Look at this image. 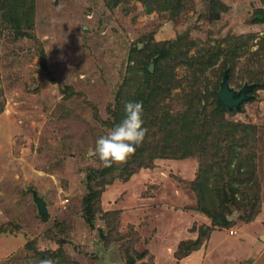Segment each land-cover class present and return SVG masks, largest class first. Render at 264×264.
Listing matches in <instances>:
<instances>
[{"label":"rangeland","instance_id":"rangeland-1","mask_svg":"<svg viewBox=\"0 0 264 264\" xmlns=\"http://www.w3.org/2000/svg\"><path fill=\"white\" fill-rule=\"evenodd\" d=\"M1 6L22 7L19 24ZM144 66L164 77L155 82ZM224 72L235 90L253 84L238 108H216ZM137 92L156 102L148 132L175 134L185 155L161 153L126 178L131 156L113 164L112 181L88 178L103 166L96 140ZM0 102V264H264V0H5ZM156 142L146 135L134 155L147 158ZM218 144L236 147L245 189L227 187L241 159L218 169ZM193 179L224 203H202ZM198 227L206 247L195 258Z\"/></svg>","mask_w":264,"mask_h":264},{"label":"trees","instance_id":"trees-1","mask_svg":"<svg viewBox=\"0 0 264 264\" xmlns=\"http://www.w3.org/2000/svg\"><path fill=\"white\" fill-rule=\"evenodd\" d=\"M5 0H0V5L2 3H4ZM24 7V6H23ZM22 8V7H21ZM20 8V9H21ZM19 9V10H20ZM1 10L4 11L3 12V16L6 15V13H10V16L8 15V18L10 21H12L13 23H17L19 24L18 20H20V16H19V10L16 9H11V8H6V6H1ZM22 33H27L25 30L22 32ZM155 54H158V57L156 60H161L163 58V56L167 55L168 53L166 52V49L165 48H160V49H157L155 50ZM145 67V66H144ZM146 69V74L148 77L152 78L153 80H155V82L158 83V81H161L162 80V77H164L162 75V73L164 72V69L162 70V68H158V67H155L154 68V71L153 72H150L148 71V69L145 67ZM211 95L213 96V99L215 100V103H216V108L219 109V110H227L226 106L222 103V101L220 100L218 94H217V91H214L211 93ZM131 97L133 98L134 101H140L142 102L143 104V120L145 121V124L144 126L147 128L148 126H151L150 125V121L148 120V116L150 114V107L152 106L151 104H155L156 102L153 101V100H150L149 97H147V95H143L141 92H137L136 94H134L133 96L131 95ZM2 102H0V111L2 109ZM215 108V109H216ZM113 120L111 122H109V124L112 126V128L118 124L124 117V106L121 105L120 108H118L116 110V112H113ZM153 128H156V126H152ZM216 127L215 124H211V128L214 129ZM173 129H175V133H176V128L173 126ZM157 130V128H156ZM159 131L160 133H162L161 135L162 136H155L156 134H151V133H147L146 135L150 134L151 136L154 137L155 140H157V150H149L147 153V158L144 157V153L140 154V152H138V154L136 155H132V158L128 161L129 163H126L127 165H129V167L131 168H128L126 174L124 177H128L130 174H132L136 169H138L139 167H142V166H149L151 165L152 163V160L155 158V157H159L161 156V153H163V155H166V156H175V157H182V155H185L183 154L186 150V143L183 139L181 138H178L175 142V139L177 138L175 136V134L173 135V130H169V133L170 135H173L171 136V138H169V136L167 137V132H161L160 130H157ZM166 133V134H165ZM174 140V141H173ZM173 141V143H171ZM154 143V144H156ZM173 144V145H172ZM142 147L139 149L141 150ZM136 150H138V148H136ZM138 150V151H139ZM216 152H215V155L217 156V165H218V169H223V168H228L229 169V164L230 162L233 160V159H241L240 156H239V153L238 151L236 150V147H232V146H227L226 144H218L217 147H216ZM188 153H191V151L188 150ZM149 159V160H148ZM211 162H209L208 164H204V168L208 166V169H211ZM241 163H242V159L237 162V164L233 167L234 170L232 171L233 173H230V176L229 178H226V182H227V187L231 186V187H244V189L246 188V182L244 180V178L242 179L240 176H239V171H240V166H241ZM113 168V165L111 167H105V166H101V168H92L89 172H88V178H90V174L93 173V174H103L105 179L107 178V180L112 181L113 180V177L115 178L116 176H109V171H112ZM227 174V172H226ZM211 175V173L209 174V176ZM198 176V174L196 175V177ZM199 178V176L197 177ZM193 187H194V190H195V194L196 196L198 197V199L202 202L204 201V203L210 205L212 204V198H216L218 199V203L222 204L224 203V199L220 198V197H217L219 196L218 194L216 195H213L214 193H212V188L210 187V185L208 184V180H205V179H201V180H198V179H193ZM90 181V180H89ZM195 182V183H194ZM108 183V182H107ZM236 184V185H235ZM230 187V188H231ZM236 187V188H237ZM213 191H221L224 192V189H222L221 185H218V184H215L214 187H213ZM95 193L96 191L95 190H92V187L89 186V190H88V193L86 195L87 198H85L87 200L86 204H87V209H88V212L85 213V219L88 223H90L89 221H91L92 218H90L91 216L93 217V210L91 208V199L95 196ZM234 193H235V189H230L228 192H224L223 193V197H227V196H231V197H234ZM196 197V198H197ZM240 201L241 198H240ZM203 203V202H202ZM205 204V205H206ZM204 204H201L200 207H198V210L199 211H205L206 209V206ZM208 209H209V206H208ZM106 213V212H105ZM208 213V214H207ZM206 214L210 216H212V213L211 212H207ZM42 219H46V215H42L41 216ZM211 221H212V218H211ZM223 223H225L226 221L225 220H222ZM222 223V224H223ZM207 230H206V229ZM210 228L211 227H206V225L204 226V229L206 230V234L208 233V231H210ZM206 236V235H205ZM205 236H203L202 233H200V227H198L197 229V235L196 237L194 238V242H195V246L197 247L198 244H201L203 239L205 238ZM183 241V240H181ZM180 241V242H181ZM180 242L178 243V248L180 247ZM180 244V245H179ZM194 247V248H196ZM193 249V248H192ZM145 251V250H144ZM144 251H140L141 254L140 256H142L144 254ZM147 251V250H146ZM145 251V252H146ZM42 254V253H41ZM53 255V256H59V252L58 251H55V252H51L50 255ZM51 255V256H52ZM138 256V257H140ZM143 257V256H142ZM127 264H133V260L132 258H129V256H126V261H125ZM143 264V263H141Z\"/></svg>","mask_w":264,"mask_h":264},{"label":"clouds","instance_id":"clouds-1","mask_svg":"<svg viewBox=\"0 0 264 264\" xmlns=\"http://www.w3.org/2000/svg\"><path fill=\"white\" fill-rule=\"evenodd\" d=\"M143 104L140 101H128L124 104V117L112 130L100 136L95 142L94 154L105 167L124 164L135 154L148 132L144 126ZM38 264H55L50 258L41 259Z\"/></svg>","mask_w":264,"mask_h":264},{"label":"water","instance_id":"water-1","mask_svg":"<svg viewBox=\"0 0 264 264\" xmlns=\"http://www.w3.org/2000/svg\"><path fill=\"white\" fill-rule=\"evenodd\" d=\"M149 70L153 69V64L148 65ZM253 84L244 83L239 89H234L229 85L228 74L224 72L219 82L217 94L222 103L230 110L231 108H238L240 103L248 98L247 91L251 89ZM32 200L36 204L38 214L47 213L46 201L42 195L37 194L36 190L32 189Z\"/></svg>","mask_w":264,"mask_h":264},{"label":"crops","instance_id":"crops-1","mask_svg":"<svg viewBox=\"0 0 264 264\" xmlns=\"http://www.w3.org/2000/svg\"><path fill=\"white\" fill-rule=\"evenodd\" d=\"M261 236H264L263 234H261ZM213 243H214V241H213ZM212 243V244H213ZM209 246V247H208ZM206 247V245L205 244H198V246L195 248V249H193L192 250V252H193V254H195L196 256H195V258H197L198 256H200L201 255V250L202 249H204ZM212 247H214L213 245H210V244H207V248H212ZM209 249H207V250H209ZM200 251V252H199ZM115 263H117V262H115ZM193 264H197V261L196 262H194Z\"/></svg>","mask_w":264,"mask_h":264},{"label":"built area","instance_id":"built-area-1","mask_svg":"<svg viewBox=\"0 0 264 264\" xmlns=\"http://www.w3.org/2000/svg\"><path fill=\"white\" fill-rule=\"evenodd\" d=\"M67 199V198H66Z\"/></svg>","mask_w":264,"mask_h":264}]
</instances>
